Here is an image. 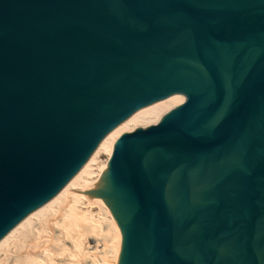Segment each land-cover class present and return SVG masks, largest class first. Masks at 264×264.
<instances>
[{"label":"water","instance_id":"water-1","mask_svg":"<svg viewBox=\"0 0 264 264\" xmlns=\"http://www.w3.org/2000/svg\"><path fill=\"white\" fill-rule=\"evenodd\" d=\"M137 108L121 264H264V0H0V241Z\"/></svg>","mask_w":264,"mask_h":264},{"label":"bare ground","instance_id":"bare-ground-1","mask_svg":"<svg viewBox=\"0 0 264 264\" xmlns=\"http://www.w3.org/2000/svg\"><path fill=\"white\" fill-rule=\"evenodd\" d=\"M169 109L137 108L111 126L61 189L0 241V264H121L126 234L107 197L115 146Z\"/></svg>","mask_w":264,"mask_h":264},{"label":"rangeland","instance_id":"rangeland-1","mask_svg":"<svg viewBox=\"0 0 264 264\" xmlns=\"http://www.w3.org/2000/svg\"><path fill=\"white\" fill-rule=\"evenodd\" d=\"M105 160H106V156L105 155L101 156V164ZM89 242H90L91 246H96L97 245V243H95L96 242L95 240H90Z\"/></svg>","mask_w":264,"mask_h":264}]
</instances>
